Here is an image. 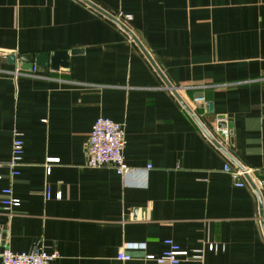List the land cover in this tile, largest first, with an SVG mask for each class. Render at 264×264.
Returning a JSON list of instances; mask_svg holds the SVG:
<instances>
[{"label":"crops","instance_id":"0c3cea01","mask_svg":"<svg viewBox=\"0 0 264 264\" xmlns=\"http://www.w3.org/2000/svg\"><path fill=\"white\" fill-rule=\"evenodd\" d=\"M85 1L131 15L132 36L83 0H0V163L14 134L23 142L12 182L0 169L3 246L42 248L51 264H122L123 244H144L126 264H145L171 240L188 253L181 264H264V189L260 216L248 180L236 188L221 172L264 168V0ZM55 52L66 67L14 77L32 71L22 56ZM99 117L124 127V162L150 166L146 176L84 166ZM9 186L19 206L6 210Z\"/></svg>","mask_w":264,"mask_h":264},{"label":"built area","instance_id":"2783aa9c","mask_svg":"<svg viewBox=\"0 0 264 264\" xmlns=\"http://www.w3.org/2000/svg\"><path fill=\"white\" fill-rule=\"evenodd\" d=\"M114 20L119 24L126 26L132 20V16L117 12L113 16ZM36 68L33 67L31 72H24L17 69L13 72L14 77L27 76L32 77ZM194 102H203L204 99L194 98ZM218 123H225L224 119H218ZM215 133L219 136L221 146H228L230 140V131L227 127L215 129ZM125 147V133L124 127L116 124L109 119L99 117L95 120L89 138L87 140L84 154V166L89 169L109 168L122 178L130 175L141 174L146 176L151 169L150 166L145 167L144 170H136L129 168L124 162L123 151ZM23 153V142L18 134H14L11 142L10 159L5 163H0V169L5 167L9 171L10 181L18 175V169L21 167V157ZM48 163H57V160L49 159ZM47 168V172H49ZM221 172L228 176L236 188H242L245 185V177H249L253 185L259 189H264V168L254 170L251 168L233 167L225 163ZM1 178V176H0ZM1 204L6 210L12 207L19 206V201L12 198L11 186L5 188L1 192ZM46 198H49V190L45 192ZM60 196L58 195V198ZM166 250L158 257H152L146 260L145 264H181L182 259L188 256L186 251H181L177 245L171 240L164 242ZM144 244H123L117 253L116 260L122 264L131 261V257L127 254L128 251L143 249ZM208 250H216V247L211 244L208 245ZM202 251H196L193 259L201 260ZM57 258L55 254H48L42 248H33L30 251L22 252L19 254L12 253L10 250L3 246V237L0 230V264H51Z\"/></svg>","mask_w":264,"mask_h":264},{"label":"water","instance_id":"95a60500","mask_svg":"<svg viewBox=\"0 0 264 264\" xmlns=\"http://www.w3.org/2000/svg\"><path fill=\"white\" fill-rule=\"evenodd\" d=\"M87 5H89L91 8H93L94 10H96L99 13H102L106 16V18L116 22L114 20V18L112 16H110L109 14L105 13L104 11L100 10L99 8H97L96 6H94L93 4L88 3L87 1L83 0ZM117 25L124 30L127 34H129L130 36H132L129 32V30L124 27L123 25L119 24L118 22H116ZM75 52H71V54H73ZM145 56L150 60L149 56L144 52ZM10 60H13V56L10 57ZM21 63H22V69L23 70H28L30 71L33 66H37V67H51L54 70H57L60 67H66L67 63H68V54L66 52H55L53 55L49 56V54L43 53L38 55L36 58H33L32 56H28V55H24L20 58ZM150 62L152 63V61L150 60ZM199 96H196L195 98H201L200 94H198ZM192 115V114H191ZM192 117L194 118V116L192 115ZM194 120L198 123V121L194 118ZM199 124V123H198ZM227 127V125L225 123H219L218 124V128H225ZM203 132L206 134L207 138L213 143V145L222 150V148L219 146V144L212 139L209 134L206 132V130H204L202 128ZM223 151V150H222ZM248 182L250 183V185L252 186V188H254V190L256 191V187L253 185V183L251 182V179L249 177H245ZM257 192V191H256ZM257 196L259 199V204H260V216H262V206H261V197L259 195V193L257 192ZM262 227H263V232H264V223H262Z\"/></svg>","mask_w":264,"mask_h":264}]
</instances>
